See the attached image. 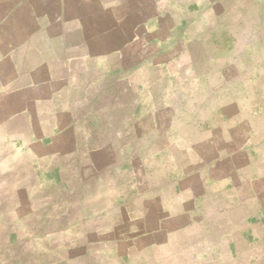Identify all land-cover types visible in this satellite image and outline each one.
Segmentation results:
<instances>
[{
	"label": "crops",
	"instance_id": "1",
	"mask_svg": "<svg viewBox=\"0 0 264 264\" xmlns=\"http://www.w3.org/2000/svg\"><path fill=\"white\" fill-rule=\"evenodd\" d=\"M221 1L43 0L38 28L53 35L11 45L26 68L8 120L40 127L30 166L51 174L37 188L75 242L58 264H227L193 259L189 229L191 153L222 135L208 100L247 45L211 7Z\"/></svg>",
	"mask_w": 264,
	"mask_h": 264
},
{
	"label": "rangeland",
	"instance_id": "2",
	"mask_svg": "<svg viewBox=\"0 0 264 264\" xmlns=\"http://www.w3.org/2000/svg\"><path fill=\"white\" fill-rule=\"evenodd\" d=\"M42 1L0 0V264H58L66 255L58 246L75 243L56 235L65 224L58 220L63 207L48 206L46 191L37 188L51 174L44 167L37 175L30 166L39 148L27 139L40 127L26 126L22 118L8 120L19 107L8 87L23 84L26 68L24 54H12L11 45L53 35L38 28ZM232 6L237 7L233 15ZM211 7L247 45L229 63L230 79L224 76L222 89L208 100L219 112L210 108L205 115L210 123H222V135L217 125L216 142L208 143L212 148L200 160L197 150L191 153V256L198 262L264 264V15H256L264 12V0H223ZM242 20L259 28L252 34ZM224 52L234 57L235 52ZM171 224L182 231L181 222ZM186 228L185 223L179 245L187 244Z\"/></svg>",
	"mask_w": 264,
	"mask_h": 264
}]
</instances>
